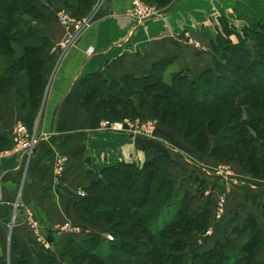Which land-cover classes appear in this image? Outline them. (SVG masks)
Listing matches in <instances>:
<instances>
[{"label":"trees","instance_id":"trees-1","mask_svg":"<svg viewBox=\"0 0 264 264\" xmlns=\"http://www.w3.org/2000/svg\"><path fill=\"white\" fill-rule=\"evenodd\" d=\"M7 1L9 5L6 7L0 5V24L6 28L4 33H0V60L6 59L7 63L4 73L0 67V96L8 89H15L17 110L25 118V124L34 129L36 112L41 106L48 79L43 64L53 42L45 30L31 26L32 23L28 25L30 21L46 23L40 0ZM62 1L73 10L75 17L82 18L93 9L96 0ZM147 1L166 8L177 0ZM244 1L235 8L237 20L245 22L242 23L238 42L229 39L234 32L229 22L223 20L225 34L219 33L211 45L213 68L195 78L179 71L174 73L170 84L165 82V77L174 63L173 59L154 63L142 77L106 70L77 83L76 97L81 108H97L109 121L116 118L135 121L146 111L150 119L176 131H181L177 128L178 122L187 121V132H192L196 139L192 141L187 132H181L200 152H206L209 136L223 134L226 144L212 152L213 158L222 164H239L245 176L263 179L264 155L260 154V150L264 147V5L258 4L259 0ZM245 7L249 13L254 11L246 21L240 20L239 16ZM8 12L10 14L5 17L4 13ZM16 14L20 15V19ZM13 42L20 46L22 55H15L9 44ZM24 69L28 74L25 79L22 77ZM223 91L226 93L222 94ZM163 93L168 95L161 100L159 95ZM215 93L222 95L213 99ZM208 96L212 100L207 103L205 98ZM164 99L168 102H163ZM229 99H234V104L227 103ZM180 103L198 111L207 108L205 111H209L211 116L194 117L172 109V105L180 106ZM206 104L209 106L206 107ZM229 129L232 135H227ZM12 147V135L0 132V153ZM172 163L170 155L162 152L142 168L122 163L104 169L102 176L85 189V196L75 202L74 208L84 214L94 210L113 211V217H118L121 222L118 226L111 224L114 239L107 241L108 253H104L105 241L100 235L92 234L81 240L69 239L64 246V254L71 264H255L256 253L264 244V234L252 215L245 219L243 225L238 224L236 217L231 220V236L236 240H245L241 247L236 245L235 240L227 239L206 248L189 263L182 255L187 247L186 238L188 235L202 236L208 231L213 209L192 214V199L186 195L170 225L160 234L156 231L161 215L175 198V185L167 178ZM131 177H134L133 188L137 198L144 200L148 208L141 203L128 206L133 196L131 187L124 183ZM112 187L115 189L113 194L110 191ZM97 215L102 217L100 213ZM106 220L110 224L109 219ZM125 247L132 252L123 260L120 254L124 253ZM241 256L245 257L241 259ZM16 264L32 263L23 254ZM39 264H55V259L41 253Z\"/></svg>","mask_w":264,"mask_h":264},{"label":"crops","instance_id":"crops-1","mask_svg":"<svg viewBox=\"0 0 264 264\" xmlns=\"http://www.w3.org/2000/svg\"><path fill=\"white\" fill-rule=\"evenodd\" d=\"M133 1L96 0L91 27L72 47L71 44L65 47L68 51L63 48L66 30L53 17L48 21V32L57 50L47 63L49 82L39 107L40 116L35 118L39 143L32 154L0 153V264H16L23 254L32 264H39V255L50 251L56 259L53 255L61 253L67 240L85 237L67 234L59 239L53 234L49 237L48 249L26 222L33 221L41 235L48 237V229L55 224L78 220L74 204L79 199V191L94 181L93 172L122 163L142 166L147 161L145 147L151 158L159 151L154 144L145 143L136 135L102 129V117L95 108H81L76 97L77 83L106 70L142 77L154 63L163 59H173L179 71L205 70L210 66L212 54L206 51L197 58L195 51L183 46V34L190 33L209 48L212 44L210 30L217 29L219 20L224 17L234 22V10L240 0H177L164 9L162 17L144 24L126 14ZM42 4L49 11L51 5L46 0ZM165 35L167 38H163ZM0 108V132L13 135L23 119L17 110L16 90L5 92ZM157 142L163 144L160 140ZM176 154L173 151L176 172L181 168L190 170L182 165L187 158L183 160ZM194 165L195 171L202 170L199 164ZM214 178L206 171L203 182L217 185ZM217 181L224 186L220 179ZM240 185L250 190L244 191L241 187L240 191ZM227 186H231L225 212L227 221L236 217L238 224L243 225L252 215L264 231V183L255 179L247 182L230 179ZM212 202L206 198L203 204L213 206Z\"/></svg>","mask_w":264,"mask_h":264},{"label":"rangeland","instance_id":"rangeland-1","mask_svg":"<svg viewBox=\"0 0 264 264\" xmlns=\"http://www.w3.org/2000/svg\"><path fill=\"white\" fill-rule=\"evenodd\" d=\"M0 1H2V0H0ZM42 1L43 0H40V5H41V9L43 11L45 9L44 12H45V16H46L45 17L46 23H44V22L39 23V22H35V21H30L28 23V25L30 23H32V24H30L31 26H35V27L37 26L38 28L45 30L47 35H49L47 24H48V21H51L52 17L54 18L56 23L60 27H62L60 24V21H59V16L61 14H63L64 16H68L70 18V20H74L77 22H83V21L87 22V24L83 26V28H82L83 30L81 32H79L78 35L74 36L72 34H67V40L71 41L70 47H72L74 45V43H75L74 41L77 38H79L80 35H82L85 31H87L91 27V25L95 19L94 9H92L86 16H84L82 18H77L73 15V10L69 6L64 4V2L62 0H46V3H48V5H51V8L49 9V11H46V7L42 4ZM141 1L148 4V5L155 6L159 10V13L163 14V11L165 8L158 7L156 4L148 2L147 0H141ZM133 2H132V4H133ZM240 2L245 3L244 0H240L237 3V5ZM258 4L264 5V0H259ZM0 5L3 7H6L7 5H9V2L7 0H4V2H2V3L0 2ZM237 5H236V8H237ZM11 7L13 9V5ZM94 7H95V5H94ZM253 12L254 11L251 10L249 13V10L247 7L241 9V13H239L240 14L239 16L242 19H240V20L246 21L247 17L251 16V13H253ZM9 14H10L9 12H8V14L4 13V16L7 17ZM16 17L18 19H20L19 14H16ZM236 17H237V15H236V12L234 10V22H232L233 24L230 23L226 17L219 20V23H220L219 27L217 29L210 30L211 37H212V43H214V41L217 40L219 33L225 34V31H223V23H222L223 20L224 21L226 20L229 22V25L233 29V32H234V35L229 36V39L232 40L234 43L238 42V35L241 33L242 23L245 24V22H239ZM26 19L24 18L25 21H28ZM135 21H137V20H135ZM5 31H6V28L4 27V25L0 24V33H4ZM14 31L15 30H12V32H14ZM73 36H74V38H73ZM183 36L185 37V39L183 40V43L185 41V44L183 46L185 48L191 49L192 51H195V55L197 58H199L200 55H202V53H204L206 51L213 55L212 46H210L209 48L204 46L203 44L198 42L193 36H191V34L188 32L184 33ZM49 37H50V35H49ZM163 38H167V36L165 35ZM9 44L14 49L15 55H17V56L22 55V51H21V48L19 45L15 44L14 42L9 43ZM65 47H67L66 43L63 46V48L67 49V51H68V48H65ZM56 50L57 49L55 48L54 45L51 46V48L49 50H47L48 53H47L46 59L44 60L43 69H44L46 75L48 76L46 85L49 82V76H50V73L48 72L49 65L47 63L49 62L50 55L52 53H55ZM64 53H66V51ZM212 55H211L210 66L208 68H206L205 70L214 67ZM6 64H7L6 59L0 60V67H1V71L3 73L7 67ZM196 69H200V68H196ZM205 70H202V71L193 70L194 72L193 71L190 72L189 70H187V71H181V72H186V73L190 74V76L192 78H195L196 76H198L201 72H203ZM178 72H179L178 66L173 63L166 73L165 82L170 84V82L172 80V76L174 75V73H178ZM27 75H28L27 69H24L22 72V77L25 79ZM251 85H253V82H251ZM120 90L121 89L119 88V91ZM12 91H13V89H12ZM225 93H226V91H223L222 94H225ZM4 94L0 96L1 99L4 96ZM222 94L221 93H217V94L215 93L214 96L212 95L213 99L215 98V96H220ZM167 95H168V93H163L162 95H159V97H161L162 98L161 100H163V97H165ZM205 99L207 100V103L212 100L210 98V96H208ZM163 102H168V100L164 99ZM226 102L229 104L230 103L234 104L235 100L229 99ZM41 104H42V102H41ZM180 104H181L180 106L172 105L171 107H173L172 109L180 111L179 113H182L185 115L192 114L194 117H200L201 115L211 116L209 111H205V110H207V108L204 111H198V110H193L190 107L185 106L183 103H180ZM208 106L209 105L206 104V107H208ZM95 110L102 117L100 127L102 129H104L105 131H109V132H113V133L136 135L138 137H141L145 143L154 144L155 148L159 149V151L156 152V154H154V156H156L162 152H166L170 155L173 163H172V165H170V167L167 171V178L169 180H171L173 182V184L175 185L176 193H175L174 200L171 201L168 208L161 215L159 223L155 227L156 231L159 234L162 233L166 229V227H168L170 225L174 215L178 212L181 200L186 195H189L192 199L191 200V213L192 214H195V213L202 211L204 209H207V208L210 209L209 207H212L213 219L211 221V226L208 229V231L205 234H203L202 236L194 237L192 235H188L186 238L187 247L182 254L184 256V259L186 262H188V263L191 262L192 259L196 255L200 254L206 248L213 247L215 244H217L219 242H224L227 239L235 240V243H236V245H238V247H241V245L244 244L245 240H236V238L232 237L231 234L229 233V228H231V226H230L231 220H233V219H228L230 221H227V218L225 217V212H226L227 205H228V198H229L230 193H231V191H230L231 186L226 187V185H227V182L230 181V179L247 182L248 179L252 180V178H249L242 173V170H241V167L239 166V164H235V163L222 164V163L217 162L213 158L212 152L218 146H220L222 144H224V145L226 144V140H224L223 134H221V136H219V137L209 136V141L207 142V145H206V147H207L206 152H200L196 148L191 146V144L186 140L184 133L181 132V131L187 132L188 128L185 125V123L187 121L186 122L185 121L184 122L183 121L178 122L177 128L180 129L181 131H176V130L170 129V128L162 125L157 120L150 119L148 117V114L146 111H143L141 118H138L135 121H132V120L121 121V120H118V118H116L112 121H109V120H106L104 118L101 110H99L97 108H95ZM40 113H41V110L39 109V111L36 112L35 118H39ZM25 117H26V115H25ZM21 119H22V121H19L20 124L25 125L27 127L31 137L32 138L36 137V140L39 143L40 137H38L39 135L36 131V127H34V129H31L30 127H28L29 125L28 126L26 125L27 123L25 124V118L23 116H21ZM15 129H14V132H15ZM14 132L12 135L13 147L9 151H13L14 146H15ZM187 133H188V135H190V140L193 141L194 139H196L194 137V135L191 134L192 132L190 133L188 131ZM231 133L232 132L229 129L227 135H232ZM156 140L157 141L160 140L164 145L157 142ZM38 143H37V145H38ZM144 149H145L146 154H147V159H146L147 161L142 166L136 165L139 168H142L143 166H145V164L148 161H150L154 158V156L151 158L150 153H148L149 150H147L146 147ZM173 151L177 152L176 155H179V153H178L179 151L182 152L184 154V156L179 155L180 158H183V160H186V158H187V161H189L193 164L192 166H189L187 161H184L182 163L183 167H185V168L190 167V170H189V168H187V170H185L184 168H181L178 173L176 172L178 170L175 168L176 161L174 160ZM260 154L264 155V147L261 148ZM148 157H149V159H148ZM194 164H197V165L199 164L201 166L202 170L198 169L197 171H195L194 169H196V167ZM103 170L104 169H102V170L99 169V170H96L95 172H93L94 180L97 179L98 177L102 176L101 172ZM206 171L210 172L211 174H213L215 176V178L212 180H213V182L214 181L217 182L216 183L217 185H208V181L205 183L203 182V178H204V175L206 174ZM170 172H171V174H170ZM204 172H205V174H204ZM170 177L173 179H171ZM208 178H210V177H208ZM219 179L225 187L222 185H218L219 181H217V180H219ZM133 180H134V177H131L129 181L124 183V185L131 187V194L133 196L130 203H128V206L131 207V206H134L136 204L141 203V204H143L144 208H148L149 206L147 203H145L144 200H140L139 198H137L135 188H133L134 187ZM255 180L258 182L264 183V178L263 179H255ZM89 186H87L86 188H88ZM239 187H240V189H239L240 191H242V188L244 189V191L250 190V188L248 186H245V185H240ZM86 188L79 191V194H78L79 199H81L85 196L84 191ZM110 191H112V194H113V192H115L114 187H112V189ZM206 198H208V200H210V201H213L212 202L213 206L207 207L205 205H208L209 203L203 204V203H205ZM222 198H224V200H225L224 206L222 205L223 204ZM214 203H216V204L214 205ZM87 204L88 203H86V205ZM261 205L263 206V203H261ZM74 210L79 217L78 220L72 221L69 219L65 222H59V223L55 224L52 229H48V231H49L48 237L41 235L40 230L38 229L37 225L34 222L31 223V221L28 220L26 222V224L31 228V230L35 234L38 232L40 233V235L43 239V242H41V243H42V245H44V247L46 246V248H48V249L50 247V245L48 244V240H49V237H51V235H53V234L57 235L59 237V239H61V237L65 238L67 234H77V235H75V237H77L78 235H80V236L82 235L85 237L84 239H86V237H88V236H91L92 234H95V235L97 234V235H100V237L103 239V241H105L103 243L104 253H108L110 250H109V246H108L107 241H113V239H114L112 236L113 229H112L111 224L118 226L120 224L119 222H121L120 220H118L119 218L113 217V214H112L113 211L103 210L100 212V211L94 210L93 212H90V214L85 213L86 214L85 215L82 212H78L75 208H74ZM99 210H102V209H99ZM221 210H223V211L220 212ZM98 213H100L102 215V217L101 216L99 217L97 215ZM106 218L109 219L110 224L108 223ZM121 219L124 221L123 218H121ZM209 231L211 232L210 235L208 234ZM220 234L222 236H220ZM263 234H264V231H263ZM38 238H39V236H37V239ZM67 243H68V240L66 241L65 245H67ZM64 246H63V249L61 250V253H56L55 255H53L56 257L55 264H71V260L69 259V257H67L64 254ZM131 252L132 251L130 250L129 247H125L124 253L120 254V256L123 260H126L129 257V255L131 254ZM45 253L51 255V251L45 252ZM244 257L245 256H241V259H243ZM254 261H255V264H264V244L261 247V249H259L257 251L256 256L254 258ZM87 264H89V262H87Z\"/></svg>","mask_w":264,"mask_h":264},{"label":"built area","instance_id":"built-area-1","mask_svg":"<svg viewBox=\"0 0 264 264\" xmlns=\"http://www.w3.org/2000/svg\"><path fill=\"white\" fill-rule=\"evenodd\" d=\"M126 14L127 16L137 20L138 23L140 24H144L153 19L162 17V14L159 13V10L155 6L148 5L142 2L141 0H135ZM59 21H60L61 26L66 30L67 34H72L74 36L78 35L79 32L83 30L82 29L83 26L87 24L86 21L77 22L74 20H70L68 16H64L63 14L59 16ZM70 43H71L70 40H66L67 45ZM14 141H15L14 142L15 146H14L13 152H16V153L25 152V153L31 154L38 143V141L36 140V137L32 138L27 127L20 123L15 129ZM0 158H1V155H0ZM222 199L224 200V198ZM223 200H222L223 202L222 205L224 206L225 200L224 201ZM1 201H2V188L0 185V203ZM222 211L223 210H221L220 212ZM31 223H33V221H31ZM208 234L210 235L211 232L209 231ZM36 235L39 236L38 240L40 242H43V239L40 233L38 232L36 233Z\"/></svg>","mask_w":264,"mask_h":264}]
</instances>
